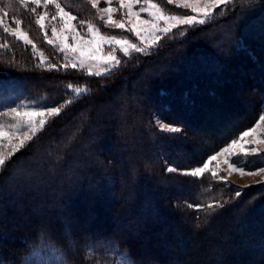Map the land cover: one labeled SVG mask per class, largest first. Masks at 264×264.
<instances>
[{"label":"trees","instance_id":"16d2710c","mask_svg":"<svg viewBox=\"0 0 264 264\" xmlns=\"http://www.w3.org/2000/svg\"><path fill=\"white\" fill-rule=\"evenodd\" d=\"M59 1L120 33L87 0ZM0 4L47 57L0 25V89L62 108L0 167V264L39 245L65 264H103L108 253L131 264H264V180L185 174L264 111V0H231L101 75L65 69L30 5ZM245 164L263 166L264 152Z\"/></svg>","mask_w":264,"mask_h":264},{"label":"snow or ice","instance_id":"6c2138e0","mask_svg":"<svg viewBox=\"0 0 264 264\" xmlns=\"http://www.w3.org/2000/svg\"><path fill=\"white\" fill-rule=\"evenodd\" d=\"M99 0H92V7L97 8ZM108 3V7L98 8V12L100 13V20L104 22L105 26H111L117 29H126L128 32L133 33L136 37L140 38L141 43H146L149 37L154 39H159L156 36V33L163 32L168 33L171 32L172 29L177 28L179 26H189L195 25L197 23L204 24L206 20L214 18L213 10L217 9L221 4L227 3V0H209L208 3L203 6H198V0L196 2L185 4L184 7L190 8L192 13L196 15L188 14L184 16H166L156 4L150 3V0H145V3H148V7H141L139 11H133V8L136 4H139L141 0H120V9H126L124 12V16L127 17V20H117L113 18V14L118 11V9H114L111 7L112 0H106ZM171 2V0H169ZM32 3L36 5V8H32L33 12H36V9L43 7L47 9L49 4H53L55 6L56 12L53 15H50L47 11L37 14V18L35 23L39 26L41 30L44 31L45 40L49 45H54L58 47L61 53L66 54L67 63L63 65L66 69L68 67L75 68L79 66L85 70L89 71L90 75H101L99 71L91 72V64H87L86 61L95 62L100 61L105 66H110L106 68V71L111 72L112 68L118 66L120 60L116 56L117 49L119 52L123 54V56L127 57L131 54L132 51L135 52H144L146 49L143 47H138L136 43L131 42L125 38H118L116 35H104L100 32V29L97 28L92 23L88 22L86 25L87 31L82 32L78 30L77 26L73 25V21L76 20V17L73 16L70 12L64 11L61 7L60 3H57L56 0H32ZM149 9H153L155 11H150ZM149 12V16L151 19H141L140 13ZM7 15V13H5ZM203 17L202 19L199 17ZM50 19L51 21H60L59 28L57 25L53 24L51 27V36L48 35V31L46 28L45 21ZM161 22H163L164 27H161ZM3 24V21L0 20V25ZM14 28L10 29L7 25L3 26L4 33H10L11 36L17 40L23 41L26 45H32L33 49H35V45L32 40L29 39L28 34L26 32L21 31L20 29V20H15L13 22ZM85 26V21L81 20L79 24V28H83ZM73 41V43H69V40ZM104 46H107L106 52H104ZM78 54L69 57L68 54ZM43 53L40 52L39 56L43 57ZM78 61V63H77ZM45 61H41L44 63ZM56 65L50 64L49 68H55ZM72 89L73 92L79 96L81 93L85 91L83 88H74L71 84L68 86ZM72 101H68V104H71ZM62 111V108L59 106H45L40 110H30L24 111L21 113L17 108H11L9 113L5 115H9L13 117V120L16 118L26 117V121H19L15 124L9 126V132H21L23 139L20 141V147L24 146L25 141L32 140L33 136L36 132L45 126V124L51 118L58 117ZM46 117L48 119H46ZM38 118V119H35ZM261 123H264V116L260 117ZM163 128H167V125H161ZM259 127V125H257ZM173 132H179L180 129L172 128L169 129ZM257 131L256 127H253L249 130L243 131L240 134L238 139L231 140L227 146L222 147L216 154L209 156L205 162H203L202 166L195 168L194 170H190L185 173L186 175H191L193 177H202L205 173H210L212 177H217L219 175V164H216L215 169L210 167L214 162H218L220 157H224V163L228 164V171H239L241 175H254L253 172H247L243 169L236 168L234 163L230 162V158L237 153L234 152L238 147H242L243 143H256L257 141H246V138L252 137ZM31 133V135H30ZM8 136V132H5L2 127H0V137L6 138ZM252 152H255L256 149L252 148ZM6 163L5 158H0V165H4ZM168 171H176L174 168H168ZM264 171V169H261ZM220 179H226L223 176H220ZM236 196L240 195V191L238 190L235 194ZM216 205L209 204L208 208L211 209ZM123 264H127L126 259L123 261Z\"/></svg>","mask_w":264,"mask_h":264},{"label":"rangeland","instance_id":"374dc122","mask_svg":"<svg viewBox=\"0 0 264 264\" xmlns=\"http://www.w3.org/2000/svg\"><path fill=\"white\" fill-rule=\"evenodd\" d=\"M19 1L25 6L29 7V5H30L31 11H32V8H36V5L34 3H32V0H19ZM87 1L92 4V0H87ZM165 1L170 4V6L168 8L164 7L163 4L158 0H150V3L156 4L158 6V8L166 16H184V15H188V14L196 15L195 13L191 12L190 8L184 7L185 4H190V3L196 2V0H171V2H169V0H165ZM229 1H231V0H227V2H229ZM56 2L61 4V2L59 0H56ZM208 2H209V0H198V6H203L204 4H206ZM222 5L223 4H221L217 9L222 8ZM108 6L109 5L106 2V0H99L97 8H95L97 16L99 18H100V13L98 12L97 9L103 8V7H108ZM61 7L64 9V11L70 12L73 16H75L64 5L61 4ZM111 7L114 9H118V11H116L113 14L114 19L125 20V21L127 20V17L124 16V12L126 11V9H120V0H112ZM141 7H148V3H145V0H141V2L139 4H136L134 6L133 11H139V9ZM149 10L155 11L153 9H149ZM214 10H216V9H214ZM44 11H47L50 15H53V14H55L56 9H55V6L53 4H49L47 9H45L43 7V5H41V7L36 9V12L32 11L34 16H35V20L37 18V14L42 13ZM5 13H7L6 10L0 4V19L3 21L2 25L3 26L7 25L10 29L14 28L13 22L16 19L8 17V14L5 15ZM140 18L141 19H151V17L149 16V12L140 13ZM199 18L202 19L203 17L201 16ZM80 21L81 20L76 19L72 22L74 26L78 27L79 31L86 32L87 31L86 25L88 22L92 23L97 28H99L93 20H91V21L83 20V21H85V26L81 29V28H79ZM45 24H46V28L48 31V35L51 36L52 25L55 24L59 28L60 21L59 20L51 21L50 19H47L45 21ZM197 24H199V23H197ZM107 27L110 29L119 30L120 33L119 34H110V33L105 32L99 28L100 32L104 35H116L118 38L128 39L131 42L136 43L138 45V47H143L145 49L153 47L157 43V41L160 39V37L163 34H166L163 32L156 33V36H158L159 39H154L152 37H149L146 43H141L140 38L136 37L133 33L128 32L126 29H117V28H114L111 26H107ZM161 27H164L163 22H161ZM20 29H21V31L26 32L28 34V37H29V29L25 28L21 24H20ZM39 30H40L41 35H42L41 38L43 39V41L45 43H47V41L45 40L44 31L41 30L40 28H39ZM128 33H130V34L128 35ZM32 42H33V40H32ZM69 43H73V41H71V39H70ZM33 44L35 45V49H33L32 45H28L31 48V50L33 51V53L38 57V59L40 61H42V60L47 61V57H46L45 53L43 52V50L39 49L35 42H33ZM51 46L54 47V49L59 53V55L62 58L61 59L62 62L64 64L67 63L68 60L65 58L66 54L61 53L59 51L58 47H56L54 45H51ZM106 50H107V46H104V52H106ZM40 52H42L44 54L43 57L39 56ZM120 54H122V53L119 52V50L117 49V52H116L117 58H118V55H120ZM74 55H78V54H71V53L68 54L69 57L74 56ZM77 63H78V61H77ZM86 63L91 64L90 71L93 73L96 71H99L101 74H104V73L108 72V71H106V68L110 67V66L103 65V63L100 61H95V62L86 61ZM77 67L80 68L79 66H77ZM81 69H83V68H81ZM85 71L89 73L88 70H85ZM45 106H53V105L48 104L47 102H45L42 99H24V98H20V97L18 98L15 95H13L12 93L0 89V127H2L5 132H8V136L6 138L0 137V158H5V160L7 158H9V156L11 154H13L20 147V141L23 139V137H22V131L24 130L23 127L21 129V132H15V131L9 132V126L12 124H15L19 121H26L27 120V118L23 117L22 115H21V117L16 118V120H13L12 116L5 115V114L9 113L11 108H17L21 113H23L24 111L40 110V109L44 108ZM261 116H264V111L260 114L259 118L254 122V124L252 126H250L248 129H246V130H249L253 127L257 128L256 133L252 137L246 138V141L255 140L257 142L256 143H243L242 147H238L237 149L234 150V152L237 154L233 155L230 158V162L234 163L236 168L243 169L245 171V173L253 172L255 174L254 175H247V174L241 175V173L239 171L229 172L227 170L228 164L224 163L225 158L220 157L218 162H214L213 165H210V167L215 169L216 164L217 163L219 164V175H218V177L223 176L227 180H230L233 183H236L239 185H248L251 183H257V182H261L264 180V171H261V169H264V165L251 168L245 164V161L247 160L248 157L264 152V123H261V121H260ZM35 119H38V118H35ZM46 119H48V118L46 117ZM161 125H165V124L159 123V126L161 129H166V128L161 127ZM257 125H259V127H257ZM167 129H168V126H167ZM246 130H244V131H246ZM30 135H31V133H30ZM239 136L236 139H238ZM26 142L27 141H25V143ZM225 146H227V144ZM252 148H255L256 151L252 152L251 151ZM217 152H215L214 154H216ZM0 167H1V165H0ZM194 169H192V170H194ZM125 259L127 261V264H131L129 258L124 253H122V254L108 253L107 254V261L103 264H123V261ZM16 264H65V263H64V257L62 256V254L58 253V251H56L55 249H52L50 247V245H48V246H45V245L40 246L39 245V246H36L35 249H32L31 253H29L27 256L23 257ZM99 264H102V262H100Z\"/></svg>","mask_w":264,"mask_h":264}]
</instances>
